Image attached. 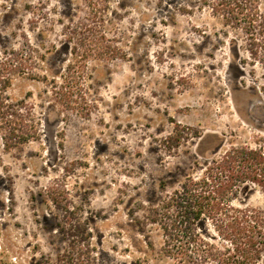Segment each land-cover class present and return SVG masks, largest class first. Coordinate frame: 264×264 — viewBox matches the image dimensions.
<instances>
[{
    "label": "rangeland",
    "instance_id": "obj_1",
    "mask_svg": "<svg viewBox=\"0 0 264 264\" xmlns=\"http://www.w3.org/2000/svg\"><path fill=\"white\" fill-rule=\"evenodd\" d=\"M0 4V60H26L5 110L34 134L0 129V264H188L156 212L232 146L264 149V0ZM236 203L264 214V190Z\"/></svg>",
    "mask_w": 264,
    "mask_h": 264
},
{
    "label": "trees",
    "instance_id": "obj_2",
    "mask_svg": "<svg viewBox=\"0 0 264 264\" xmlns=\"http://www.w3.org/2000/svg\"><path fill=\"white\" fill-rule=\"evenodd\" d=\"M22 36L29 47L25 55L32 56L28 36ZM20 55L13 50L0 60V129L7 147L25 143L34 135L26 115L5 110L3 93L15 72L25 67V57ZM15 59L18 62L13 64ZM249 184L264 190L262 147L232 146L210 160L200 175L187 176L156 212L167 238V255L188 264H262L264 214L236 203ZM200 222L220 242L201 233Z\"/></svg>",
    "mask_w": 264,
    "mask_h": 264
},
{
    "label": "bare ground",
    "instance_id": "obj_3",
    "mask_svg": "<svg viewBox=\"0 0 264 264\" xmlns=\"http://www.w3.org/2000/svg\"><path fill=\"white\" fill-rule=\"evenodd\" d=\"M241 106V105H240Z\"/></svg>",
    "mask_w": 264,
    "mask_h": 264
}]
</instances>
